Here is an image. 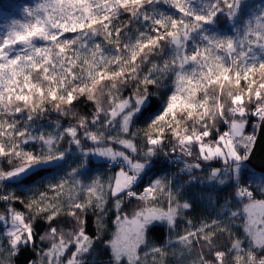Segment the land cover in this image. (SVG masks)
Here are the masks:
<instances>
[{
	"label": "snow or ice",
	"instance_id": "1",
	"mask_svg": "<svg viewBox=\"0 0 264 264\" xmlns=\"http://www.w3.org/2000/svg\"><path fill=\"white\" fill-rule=\"evenodd\" d=\"M160 3L174 11H160ZM245 4L41 0L23 9V21L11 20L0 36V264H13L28 246L31 264H87L98 244L109 264H168L169 254L177 264H264V175L244 171L257 138L248 131L252 118L264 128V0L250 4L246 17ZM220 19L235 35L214 30ZM165 81L164 106L138 127L152 89ZM81 100L90 111L76 110ZM48 105L67 123L35 133ZM37 143L39 151L27 150ZM160 153L180 158L183 185L168 176L143 183ZM93 156L118 170L89 180ZM69 159L75 166L30 197L8 190ZM193 181L205 185L201 198L216 216L192 218L184 187ZM126 201H136L130 212ZM38 219L48 224L42 247ZM158 225L175 237L153 242Z\"/></svg>",
	"mask_w": 264,
	"mask_h": 264
},
{
	"label": "trees",
	"instance_id": "2",
	"mask_svg": "<svg viewBox=\"0 0 264 264\" xmlns=\"http://www.w3.org/2000/svg\"><path fill=\"white\" fill-rule=\"evenodd\" d=\"M30 5V0H0V21L6 17H14L19 15V10L24 9L26 6ZM160 11L164 12H173L174 10L171 9L168 5L160 3L157 5ZM127 20V15H124L120 18V21L117 23H121L122 21ZM214 30L220 32L223 35H231L232 30L229 26V23L226 22L224 19H220L218 23L214 26ZM66 36H72L73 34L67 33ZM169 87L167 81L164 82V86L160 88H153L152 91L155 93L154 95L150 96L149 100L146 103L147 111H145L144 116L140 117L137 121L138 127H145L146 122L149 117L155 116L158 114L160 109L164 106V102L166 100L167 94H169ZM47 111L40 116H37L33 122V130L35 133L40 132H53L55 131V122L59 120L62 125L67 123L66 118L61 117L56 111L53 110L51 105L47 106ZM76 110L78 112H88L91 110V106L86 103L84 100H81L76 105ZM253 123L249 125L248 131H257V128H254L253 125L255 123V118H252ZM40 145L34 144L29 145L27 150H36L39 151ZM73 159L78 152H74ZM172 161L170 164L169 162ZM63 163V162H62ZM75 166L73 164L72 159H69L67 163L63 164V168L59 166H53L51 168H41L39 169L40 174L37 175L36 173H31L28 176L22 177L19 181L13 182L12 184L8 185V190L15 191L18 195H21L22 198L30 197L34 191L43 190V185L49 182L55 183L59 180L62 176H64L65 171L69 168ZM151 170L148 172L147 175L144 177L143 183H147L149 180L153 179L155 176H168L173 179L174 184H181L187 180V175L184 173H180L179 169L183 167V164L180 162V158L171 157L170 160L167 159L163 153H160L158 156L153 158L151 164ZM118 168L114 165L109 163H96L90 158V164L86 169V173L88 175L89 180L95 176L101 177H108L111 176ZM255 170L252 166L247 164L244 167V171L250 172ZM258 174L257 180L259 179V172L255 170ZM198 176H203L204 172H197ZM83 178V177H82ZM142 187V185H140ZM205 188V185L202 184L200 181H193L192 183L186 185L184 187V192L187 198H189L193 202V209L191 210V216L194 220L199 219H208L211 217L216 216V208L210 205L207 199L201 198V192ZM128 206L124 209L126 212H130L132 208L135 206L136 201H132L128 203ZM17 207H22V205H17ZM114 208H110L109 211L105 215L106 223L108 224L109 229L114 228V220L115 217L113 215ZM88 218V229L90 232H95L96 230V223H95V215L93 211L90 209L87 213ZM198 222V221H197ZM59 226L66 227L67 223L64 220L57 222ZM185 225L180 223L177 232L181 231ZM48 228V224L43 219H38L36 221V243L38 247L44 246L39 241V235H42L44 231ZM175 237L176 233L169 232L166 225H158L156 228L151 232V239L156 244L165 243L169 236ZM36 258L35 252L32 246L25 247L21 254L17 255L13 258V264H31V262ZM110 254L105 249L102 244H98L96 250L87 257V264H109ZM168 264H177V258L173 257L171 254L168 256Z\"/></svg>",
	"mask_w": 264,
	"mask_h": 264
},
{
	"label": "rangeland",
	"instance_id": "3",
	"mask_svg": "<svg viewBox=\"0 0 264 264\" xmlns=\"http://www.w3.org/2000/svg\"><path fill=\"white\" fill-rule=\"evenodd\" d=\"M39 2H41V0H30V5H28L26 7H34ZM260 2H261V0H246V4L244 7V16L246 17L247 15L250 14V12H249V5L250 4L255 5V4H259ZM18 13H19L18 16L6 17L0 21V36H3L7 32V25L10 24L11 20L17 19V20L23 21L25 19L26 14L24 13L23 9H20ZM229 26L232 30L231 35H235V32L233 31L232 25L230 23H229ZM91 159L96 163L103 162V163H109V164L113 165L111 162L105 160L104 158L93 156V157H91Z\"/></svg>",
	"mask_w": 264,
	"mask_h": 264
},
{
	"label": "water",
	"instance_id": "4",
	"mask_svg": "<svg viewBox=\"0 0 264 264\" xmlns=\"http://www.w3.org/2000/svg\"><path fill=\"white\" fill-rule=\"evenodd\" d=\"M258 172H264V128H259L254 150L247 162Z\"/></svg>",
	"mask_w": 264,
	"mask_h": 264
},
{
	"label": "built area",
	"instance_id": "5",
	"mask_svg": "<svg viewBox=\"0 0 264 264\" xmlns=\"http://www.w3.org/2000/svg\"><path fill=\"white\" fill-rule=\"evenodd\" d=\"M258 130H259V127L257 128V131H256V137H257V133H258ZM171 156H167V159L170 160ZM172 161L169 162V164L171 163ZM248 163L246 162L245 166L247 165ZM259 175H264V172H259Z\"/></svg>",
	"mask_w": 264,
	"mask_h": 264
}]
</instances>
